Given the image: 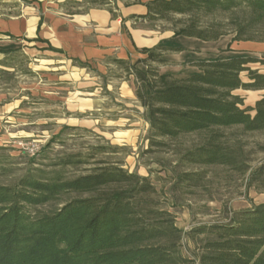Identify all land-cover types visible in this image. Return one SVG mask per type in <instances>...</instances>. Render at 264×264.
Segmentation results:
<instances>
[{"label":"trees","instance_id":"16d2710c","mask_svg":"<svg viewBox=\"0 0 264 264\" xmlns=\"http://www.w3.org/2000/svg\"><path fill=\"white\" fill-rule=\"evenodd\" d=\"M73 4L108 8L116 17L111 0ZM135 4L147 8L141 17L146 23L184 18L171 30L176 37L210 42L232 35L233 42L264 43V0H139ZM162 50L171 49H144L147 57L135 65L114 61L136 78L150 146L164 148L166 140L206 133V142L186 160L200 166H236L237 156L221 142L218 130L241 127L245 133H264V96L254 107H245L236 94L264 91V73L251 67L264 61L234 57L201 62L199 74L178 79L159 72L158 66L166 63L158 53ZM244 73L248 81L242 79ZM105 150L117 151L98 147L95 152ZM89 162L69 156L60 166ZM95 166L74 178H66L63 171L50 177L33 170L12 184L0 183V264H264V204L236 213L229 223L190 231L189 237L204 235L206 241L199 256L189 258L181 251L185 233L155 199L157 191L149 177L130 173L119 162L97 161ZM7 172L0 160V174ZM260 173L264 176V169ZM183 179L197 183L201 178L184 174ZM49 205L60 207L40 211Z\"/></svg>","mask_w":264,"mask_h":264},{"label":"rangeland","instance_id":"374dc122","mask_svg":"<svg viewBox=\"0 0 264 264\" xmlns=\"http://www.w3.org/2000/svg\"><path fill=\"white\" fill-rule=\"evenodd\" d=\"M10 1L15 4V0ZM180 19L184 18L150 23L147 28L173 34L171 30ZM224 39L208 42L172 36L170 52H158L170 63L159 65L158 70L166 65L162 74L178 79L199 74L198 62L228 58L232 50ZM241 57L264 61V46H257L253 55ZM8 64L15 67V72L0 74V114L10 116L13 106L20 104L15 101L22 103L10 119L0 122V160L8 171L0 174L1 184H12L33 170L50 177L63 171L66 178H74L88 174L97 161L119 162L130 173L151 179L157 191L155 199L174 215L177 226L185 233L181 251L189 258H197L206 241L204 235L189 237L190 231L229 223L236 213L264 204V176L260 173L264 169L263 132L245 133L241 127L218 130L223 135L221 142L237 156L236 166L196 165L186 157L206 142L208 134L185 135L166 140L164 148H152L147 140L148 122L135 95L138 83L124 67L113 64L106 71L91 72L60 63L58 84V76L42 72L22 52L9 58ZM138 67L146 71L144 65ZM251 67L264 73V62ZM242 79L248 81L246 73ZM143 86L147 93V86ZM236 94L244 99L245 107H254L264 91L239 90ZM98 147L117 151L95 152ZM69 156L90 162L62 168L60 161ZM184 174L201 179L197 183L183 182ZM58 207L49 205L40 211L52 212Z\"/></svg>","mask_w":264,"mask_h":264},{"label":"crops","instance_id":"0c3cea01","mask_svg":"<svg viewBox=\"0 0 264 264\" xmlns=\"http://www.w3.org/2000/svg\"><path fill=\"white\" fill-rule=\"evenodd\" d=\"M80 1L15 0L13 5L10 0L1 1L0 74L10 70L15 72V67L8 62L9 58L19 52L24 53L37 68H42V72L58 76L56 81L60 84V63L73 64L74 68L78 65L91 72H102L116 64L115 60L137 64L147 57L142 53L144 49H171L168 45L174 33L147 28L150 23L141 20L147 14L144 4L111 0L116 13L114 17L108 8H88L73 4ZM223 38L232 50L227 59L247 53L253 55L257 46H264L251 42H233L232 35L219 40ZM165 61L166 65L170 63ZM140 65L143 64L137 67ZM15 102L22 103L18 100ZM20 104L13 106L8 113L10 116L3 117L0 114V122L5 118L10 119ZM147 127L149 130V124Z\"/></svg>","mask_w":264,"mask_h":264},{"label":"built area","instance_id":"2783aa9c","mask_svg":"<svg viewBox=\"0 0 264 264\" xmlns=\"http://www.w3.org/2000/svg\"><path fill=\"white\" fill-rule=\"evenodd\" d=\"M36 152H38V151H36Z\"/></svg>","mask_w":264,"mask_h":264}]
</instances>
